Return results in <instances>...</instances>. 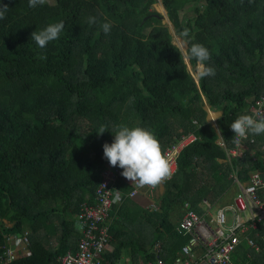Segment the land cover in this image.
Wrapping results in <instances>:
<instances>
[{"label":"trees","instance_id":"1","mask_svg":"<svg viewBox=\"0 0 264 264\" xmlns=\"http://www.w3.org/2000/svg\"><path fill=\"white\" fill-rule=\"evenodd\" d=\"M156 1L48 0L32 8L29 0H0L9 6L0 20V254L10 234L30 230L27 254L14 264H58L77 248L76 215L95 201L109 163L103 146L121 125L150 129L164 150L182 134L196 139L164 182L159 208L130 197L114 204L101 264L122 262L125 247L134 264L139 251L145 260L160 255L172 264L192 236L179 229L187 202L199 214L204 200L229 206L239 192L229 197L234 186L239 190L234 176L244 182L259 171L264 178V135H252L238 155L227 157L236 145L231 123L264 91V0H162L177 33L189 29L191 43L211 52L206 63L216 75L199 83L172 46ZM191 1L195 14L184 21L180 10ZM92 16L98 23L90 26ZM60 21L65 28L47 47L31 40L34 31ZM106 21L113 25L107 35L99 26ZM206 104L222 112L217 125L207 120ZM102 125L109 130L101 135ZM122 172L116 186L127 192ZM129 201L137 207H126ZM138 216L154 227L151 243L128 230L126 223L133 226ZM233 258L264 264V248L242 245Z\"/></svg>","mask_w":264,"mask_h":264},{"label":"built area","instance_id":"2","mask_svg":"<svg viewBox=\"0 0 264 264\" xmlns=\"http://www.w3.org/2000/svg\"><path fill=\"white\" fill-rule=\"evenodd\" d=\"M246 113L252 114L264 111V91L249 101ZM196 139L193 133L182 134L177 141L168 144L164 150L173 158L174 173L177 170V160L182 149ZM253 141L249 135L239 145L228 150L230 157L241 152L246 141ZM121 169L110 163L102 171V178L97 185L95 201L84 203L75 218V230L79 233L77 248L69 249L59 257L58 264H101L105 259L104 253L110 247L109 226L106 224L114 204L121 205L128 197L135 199L144 187L132 184L131 189L124 192L116 186ZM239 192L235 196L234 204L229 206H212L204 200L203 214L189 209L185 204L186 212L181 221V230L191 233V238L182 247L172 264H237L233 258L234 252L242 245L256 252L263 251L259 239L264 241V232H260L259 225L264 223V178L259 171L251 173L247 181H240L235 176ZM119 196V202L116 197ZM229 212L231 218H229ZM254 230H259L253 233ZM30 244V232L11 235L3 246L0 254L1 264H14L15 260L27 254ZM250 254V253H249ZM114 264H124L116 262ZM140 264H167L163 256L157 255Z\"/></svg>","mask_w":264,"mask_h":264},{"label":"clouds","instance_id":"3","mask_svg":"<svg viewBox=\"0 0 264 264\" xmlns=\"http://www.w3.org/2000/svg\"><path fill=\"white\" fill-rule=\"evenodd\" d=\"M47 2L48 0H29V7L35 8ZM8 8L9 6L7 4H0V20L6 18ZM169 20L171 26H174L170 17ZM97 23V17L92 16L88 18V24L90 26ZM170 23H168L169 28ZM99 26L104 34L107 35L110 34L113 25L111 21H106ZM64 28V21L51 23L42 30L34 31L31 34V40H34L40 48H45L49 42L59 39ZM173 42L172 46L179 52L181 60L188 65V67L191 65L189 74H192L198 83L199 78L203 79L216 75L215 68L206 63L211 60V52L203 44L191 43L189 29H183V31L175 37ZM193 60L195 61L194 65L191 63ZM206 106H208V104H206L205 107ZM212 110L213 109L209 105V116H212ZM221 114H217V116L212 119L216 120L214 122L215 124L208 118V115L207 120L217 125V119L221 118ZM230 127L234 132L233 142L237 145H239L242 140H246L249 135H264V111L240 115L231 123ZM107 130H109L107 126L102 125L97 133L102 135ZM112 132L115 134V138L111 144H104V156L111 166H119L123 169L122 176L131 181L132 184L135 183L139 187L158 188L166 180H170L173 177V158L164 151L161 142L153 131L141 126L129 127L121 125L118 130ZM216 132V136L223 137L221 135V129H216ZM179 138H177L176 141ZM221 144L224 143L221 142ZM119 199V196H117L116 202H119ZM26 230L30 232L29 229H25L24 231Z\"/></svg>","mask_w":264,"mask_h":264},{"label":"rangeland","instance_id":"4","mask_svg":"<svg viewBox=\"0 0 264 264\" xmlns=\"http://www.w3.org/2000/svg\"><path fill=\"white\" fill-rule=\"evenodd\" d=\"M51 2H53L54 0H49ZM197 5V3L191 1V2H188L185 4V6L180 10V17L184 20V21H187L188 19H191L192 16H194L195 14V10H194V7ZM153 8L155 10H157L158 12H160L164 17H163V21L165 23H170V20H169V17H168V12H167V9L165 8V6L163 5V2L162 0H157L154 4H153ZM153 21V25L157 24V21L154 19L152 20ZM170 29L172 31V34H173V40H175V37H177L179 34L177 33L176 31V28L175 26H171V23H170ZM191 67V65L189 66V68ZM194 74V73H193ZM195 75V74H194ZM196 76V75H195ZM212 116H209L208 114V118H210L211 120L213 118H215L218 114V111H213L212 110ZM216 121V120H215ZM213 120V122H215ZM145 189H148V190H153L155 188H151V187H144L143 190ZM165 189V187H164ZM231 191V189H230ZM229 191V192H230ZM239 190L237 189L236 186H234L233 188V191L231 192L230 196L229 197H233L234 193H237ZM228 192V193H229ZM161 194L160 191L158 190V188H156L153 192V196L155 198V201H152V205L151 206H148V207H151V208H159L160 206V200H161ZM142 206L143 203H141ZM126 207H129V208H133V207H137L136 203L135 202H132V201H129L126 203ZM171 220L173 222H176V220L174 218H171ZM134 223V225L132 226V223L129 224V222H127V226H128V230H132L134 231V234L132 235L133 237H139V236H145L144 238L147 239V244L148 243H151L152 242V238H153V231H154V227L153 226H147L145 224V221L144 219H142L141 217H137V220H133L132 221ZM8 225L10 226V224L8 223ZM128 253H129V249L128 247H125L124 250H123V255H122V258L120 259V261H122L123 263H126V260H125V257L128 256ZM143 252L142 251H139L136 255L137 257H142L143 256Z\"/></svg>","mask_w":264,"mask_h":264},{"label":"crops","instance_id":"5","mask_svg":"<svg viewBox=\"0 0 264 264\" xmlns=\"http://www.w3.org/2000/svg\"><path fill=\"white\" fill-rule=\"evenodd\" d=\"M254 152H255L254 149L253 150L251 149V150L248 151L249 155H251V156L254 154ZM227 157H228V160H231V157L228 155V153H227ZM164 187H165L164 186V183L160 187H158V190L160 191V193H163ZM155 189H153V190H148V189L143 190L140 193L139 196L135 197L136 201L139 202V203H143V205L145 207L151 206L152 205V201H155V198L153 196V192H154ZM144 240H145V243H146V241H147L146 238H144ZM129 252L131 253L130 248H129ZM138 258H139V260H138L139 261V264L142 263V262L147 261V260L144 259L145 258L144 254H143L142 257H138ZM125 260H126V263L125 264H134L131 261V259L129 258V255L127 257H125Z\"/></svg>","mask_w":264,"mask_h":264},{"label":"water","instance_id":"6","mask_svg":"<svg viewBox=\"0 0 264 264\" xmlns=\"http://www.w3.org/2000/svg\"><path fill=\"white\" fill-rule=\"evenodd\" d=\"M205 108H206V109H207V111H208L209 105H208V106H206ZM221 113H222L221 111H219V112H218V114H221ZM209 119H210V118H209ZM210 120H211V119H210ZM214 121H215V120H214ZM212 122H213V120H212ZM213 123H214V122H213ZM214 124H215V123H214Z\"/></svg>","mask_w":264,"mask_h":264},{"label":"bare ground","instance_id":"7","mask_svg":"<svg viewBox=\"0 0 264 264\" xmlns=\"http://www.w3.org/2000/svg\"><path fill=\"white\" fill-rule=\"evenodd\" d=\"M190 236V235H189ZM185 237H186V235H185ZM68 249V248H67Z\"/></svg>","mask_w":264,"mask_h":264}]
</instances>
